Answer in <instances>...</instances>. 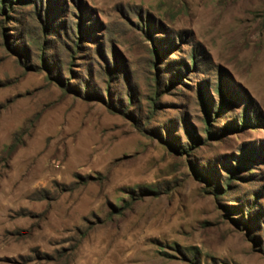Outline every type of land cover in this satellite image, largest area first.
<instances>
[{
    "label": "rangeland",
    "instance_id": "1",
    "mask_svg": "<svg viewBox=\"0 0 264 264\" xmlns=\"http://www.w3.org/2000/svg\"><path fill=\"white\" fill-rule=\"evenodd\" d=\"M0 264H264V0H0Z\"/></svg>",
    "mask_w": 264,
    "mask_h": 264
}]
</instances>
